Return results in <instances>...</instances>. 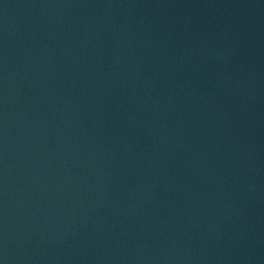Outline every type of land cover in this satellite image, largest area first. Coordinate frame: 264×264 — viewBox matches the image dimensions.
Listing matches in <instances>:
<instances>
[{"label":"water","instance_id":"water-1","mask_svg":"<svg viewBox=\"0 0 264 264\" xmlns=\"http://www.w3.org/2000/svg\"><path fill=\"white\" fill-rule=\"evenodd\" d=\"M0 264H264V0H0Z\"/></svg>","mask_w":264,"mask_h":264}]
</instances>
